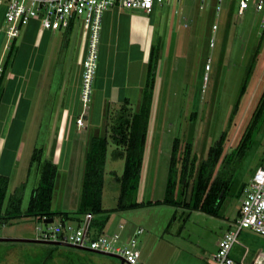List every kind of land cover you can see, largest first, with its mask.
I'll return each instance as SVG.
<instances>
[{"label":"rangeland","instance_id":"obj_1","mask_svg":"<svg viewBox=\"0 0 264 264\" xmlns=\"http://www.w3.org/2000/svg\"><path fill=\"white\" fill-rule=\"evenodd\" d=\"M215 3L216 0H207L205 8L200 10L199 0H181L173 1L172 4L157 10L156 43L163 50L149 129L152 134H157L158 145L152 149L150 136L137 197L139 202L164 200L170 158L176 142L179 145L178 155L182 153L181 157L183 156V160L178 161L181 175L187 151L191 149L189 163L196 166L192 182L197 176L198 167L208 160L209 152L224 136L221 165L223 159L239 145L264 93V29L260 25L259 14L252 4L244 15H239L237 6H229L226 0L223 12L217 16ZM215 24L219 30L215 36L216 47L211 49L209 44ZM58 34V40L61 42L62 36L59 32ZM72 35V50L76 45L80 48L81 28H76ZM56 42L58 41L54 40L53 48L56 47ZM11 44L12 41L9 43L8 39L5 40L6 56ZM6 56L3 62L1 61V69ZM208 57L212 59V70L206 73ZM206 76L209 78L208 82H205ZM244 86L246 89L242 93ZM122 106L111 108L102 129L97 131V137H105L110 133L109 130L105 132V128H108L107 125L112 122L111 118L119 113ZM36 108L35 104L33 118ZM140 109L141 105H130L129 110L137 114ZM35 124L32 119L30 129L31 125ZM43 127L46 132L47 128L45 125ZM32 129L35 130L33 127ZM47 132H51V129L48 128ZM29 136L30 133L27 137ZM27 137L26 142H29ZM43 140L41 141L45 145L51 142L50 138ZM257 141L247 162L246 180L252 178L264 159V126ZM109 148L103 207L110 219L102 234L120 233L124 242L130 239H127V236H131V233L139 228L144 229V233L138 237L140 264H204L217 251L220 238L228 231L237 230L243 195L237 197L236 193L228 196L218 218L166 205L114 211L120 194V184L115 175H121L124 162L112 158L111 154L115 148L113 144ZM51 154H48V158ZM46 158L47 153L44 159ZM31 160L32 157L27 161ZM38 179L39 169L34 166L29 176L28 190L25 189L23 195L22 214L27 210ZM79 179L70 176L69 171L64 173L59 181L57 177L59 189L54 193L52 201L56 211L73 209L77 205L74 191L80 189L79 195L81 193L82 183ZM75 180L79 181L76 183ZM182 189L178 187L179 198ZM12 192L13 187L10 186L4 209L7 208ZM190 198L191 187L185 193V201L189 202ZM182 200L184 201V197ZM55 222L58 223L59 218ZM48 225L35 217L10 218L5 225L0 223V238L36 239L39 235L38 228L44 229ZM69 225L66 224L65 230H75L81 223L70 222ZM121 225L123 230L119 228ZM39 248L37 244L0 243V264H31L29 257L40 253ZM259 253L264 254V237L244 230L233 248L231 257L236 264H252ZM91 255L96 264H121V261L115 258L93 253Z\"/></svg>","mask_w":264,"mask_h":264},{"label":"crops","instance_id":"obj_2","mask_svg":"<svg viewBox=\"0 0 264 264\" xmlns=\"http://www.w3.org/2000/svg\"><path fill=\"white\" fill-rule=\"evenodd\" d=\"M159 8L151 15L142 10L118 8L105 13L92 101L87 107L81 101L82 62L86 55L82 38L81 47L76 45L72 50L74 43L71 37L79 27L75 26L70 31L50 32L41 30L39 23L33 21L22 29L16 40L17 52L5 81L0 105V175L9 178V188L13 187L11 196L24 183L28 190L33 167L27 160L32 157L36 148H42L44 158L47 153L45 160L51 158L58 167V181L69 171L70 176L80 178L82 183L80 195V189L74 191L77 205L73 209L56 211L52 203V210L77 213L82 196L86 157L108 112L126 101L132 106L142 103L151 51L157 45L156 13ZM4 12L0 8V64L7 53L4 46L7 40L4 33ZM58 32L62 36L61 42L58 40ZM54 40L58 42L53 48ZM162 50L161 48V54ZM160 63L161 56L159 65ZM35 104L37 108L33 118ZM80 118H83L82 126L77 124ZM32 119L36 123L31 125V129H35L33 131L30 129ZM44 125L46 132L43 131ZM48 128L51 129L49 133ZM26 137L29 142H26ZM44 138H50L51 142L43 144ZM149 141L152 149L158 145L157 134H152L150 129L145 155ZM50 153L51 157L48 158ZM58 181L56 179L54 193L59 189ZM83 220L84 216L81 217V224ZM55 221L56 219L55 224L62 223L64 226H70V222L78 223L76 220L66 223L60 219L58 223ZM105 230L106 227L103 232ZM134 233L127 236V239Z\"/></svg>","mask_w":264,"mask_h":264},{"label":"trees","instance_id":"obj_3","mask_svg":"<svg viewBox=\"0 0 264 264\" xmlns=\"http://www.w3.org/2000/svg\"><path fill=\"white\" fill-rule=\"evenodd\" d=\"M16 40H13L0 73V105L5 90V81L9 70L13 67L17 52ZM161 56V47L152 48L148 65L146 85L143 92L140 112L130 111V103L126 101L118 114L114 115L111 124L107 125L105 137H96L92 141L91 149L86 157L82 196L77 213L55 212L52 210V201L58 175V167L53 160L44 159V150L36 148L33 152L31 166L39 169V182L32 191L31 198L25 213L22 214L23 195L26 189L24 183L9 199L4 209L10 180L0 175V223L7 224L10 218L35 217L42 221L59 218L61 222L78 221L87 214L93 215L91 231L94 236L102 234L110 217L103 207V191L105 186L106 163L110 145L115 148L111 154L116 161H123L124 168L121 175H115L120 184V194L117 207L114 211L139 209L152 205H166L173 208H184L197 211L212 217H219L221 208L231 194L241 197L248 184L245 179L247 162L257 145V137L264 126V93L256 107L251 121L243 133L237 148L227 155L220 165L225 145L224 136L217 146L209 152L208 160L198 167L194 178L195 164H190L191 149L187 151L186 163L182 175L179 172L178 161L183 160L178 155L179 145L175 144L170 158V168L166 184L165 197L160 202H139L138 192L142 180V171L146 143L149 132L150 117L154 91L156 89L158 67ZM246 87L244 86L243 92ZM110 119V120H111ZM109 122V121H108ZM264 161V159H263ZM261 162V164L263 163ZM260 164V165H261ZM191 168V169H190ZM178 187L182 191L178 197ZM191 187V198L185 201V193ZM184 197V201L182 200ZM103 216L102 218H97ZM40 253L30 256L31 264H96L92 260V253L76 252V249L38 245Z\"/></svg>","mask_w":264,"mask_h":264},{"label":"built area","instance_id":"obj_4","mask_svg":"<svg viewBox=\"0 0 264 264\" xmlns=\"http://www.w3.org/2000/svg\"><path fill=\"white\" fill-rule=\"evenodd\" d=\"M181 0H0V8L4 9L5 36L9 41L19 38L23 28L31 22L39 23L43 31H70L75 26L82 31V40L86 47V55L82 62L81 101L87 107L92 101L93 83L98 69L99 44L103 18L107 11L142 10L151 15L157 7L170 5ZM207 0H199V8H205ZM226 0H216L215 12L219 16L224 10ZM229 6H237L238 14L244 13L254 5L260 16V25L264 29V0H228ZM217 24L213 26L210 48L216 47ZM212 59L208 57L205 70H212ZM1 73V68H0ZM207 76L205 82H208ZM83 125V118L77 121ZM45 220H47L45 218ZM93 215L87 214L80 227L65 230L60 224H49L46 228H38L37 240L44 242H62L81 248L122 257L126 264H140L141 252L138 237L144 233L139 228L134 235L123 242L120 233L99 234L91 231ZM120 229H124L121 225ZM249 230L264 237V161L248 182L237 220V230L226 232L218 241L217 251L204 264H236L231 253L238 243L242 231ZM252 264H264V254L259 253Z\"/></svg>","mask_w":264,"mask_h":264},{"label":"water","instance_id":"obj_5","mask_svg":"<svg viewBox=\"0 0 264 264\" xmlns=\"http://www.w3.org/2000/svg\"><path fill=\"white\" fill-rule=\"evenodd\" d=\"M44 223L45 224H53L54 219L45 220ZM0 243H25V244H38V245H49V246L71 248V249H76V250H80V251H85V252H89V253H93V254H99V255H104V256L111 257V258H115V259L120 260L121 264H126L125 260L120 256L113 255V254H106V253H102V252H97V251L91 250L89 248H81V247L74 246V245L68 244V243L44 242V241H40L37 239H29V238H18V239L0 238Z\"/></svg>","mask_w":264,"mask_h":264}]
</instances>
